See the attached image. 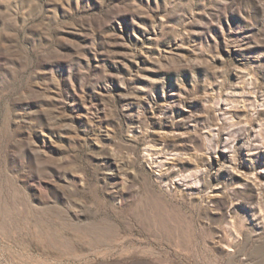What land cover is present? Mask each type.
Here are the masks:
<instances>
[{
  "label": "rangeland",
  "instance_id": "rangeland-1",
  "mask_svg": "<svg viewBox=\"0 0 264 264\" xmlns=\"http://www.w3.org/2000/svg\"><path fill=\"white\" fill-rule=\"evenodd\" d=\"M0 264H264V0H0Z\"/></svg>",
  "mask_w": 264,
  "mask_h": 264
}]
</instances>
